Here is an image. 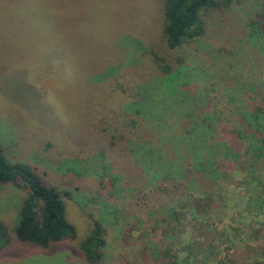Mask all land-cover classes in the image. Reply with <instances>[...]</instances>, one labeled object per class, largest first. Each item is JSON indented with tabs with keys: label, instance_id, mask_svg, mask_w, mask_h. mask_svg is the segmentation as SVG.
Here are the masks:
<instances>
[{
	"label": "rangeland",
	"instance_id": "obj_1",
	"mask_svg": "<svg viewBox=\"0 0 264 264\" xmlns=\"http://www.w3.org/2000/svg\"><path fill=\"white\" fill-rule=\"evenodd\" d=\"M165 2L0 0V147L8 160L30 165L64 195L67 218L77 229L76 238L54 249L19 242L14 228L26 192L0 185V221L11 234L0 264H89L81 243L92 229L90 216L106 222L100 264H142L145 248L148 258L159 247L174 254L201 235L218 246L217 260L210 264H247V246L237 254L236 244H246V166L222 169L218 181L210 183L206 193L214 208L209 213L194 215L186 208L175 223L169 212L204 192L193 187L175 192L180 196L153 193L148 180L155 172H146L148 177L142 172L144 162L151 161L143 146L160 148L157 160L185 165V144L172 137L184 134L189 117L237 122L241 84L250 77L264 81L263 53L248 48L249 24L264 12V0L230 5L219 0L201 14L206 35L176 50L166 46ZM159 65L172 74L179 71L182 77L175 78L186 83L181 86L186 92L163 96L156 119L143 120L128 103L159 93L148 88L167 77ZM127 139L144 152L127 155ZM106 165L121 177L116 186L104 176ZM168 226L181 232L163 235Z\"/></svg>",
	"mask_w": 264,
	"mask_h": 264
},
{
	"label": "trees",
	"instance_id": "obj_2",
	"mask_svg": "<svg viewBox=\"0 0 264 264\" xmlns=\"http://www.w3.org/2000/svg\"><path fill=\"white\" fill-rule=\"evenodd\" d=\"M221 1L225 5H230L234 0ZM218 3L219 0H166L164 36L167 48L170 50L180 49L186 41H196L206 35L201 14L205 10L215 9ZM249 26H251L252 31L248 35L251 45V48H248L250 51L263 53L262 57L264 58V12L257 14ZM154 57L156 61H162L156 54ZM159 67L166 73L167 77L148 86L152 91L155 87L159 89V93L153 97L155 99L141 97L137 101L128 103L129 111L143 120L156 119L158 101L162 100L163 96L167 98L174 95L175 92H181V86H186L185 82L175 78L180 76L179 71L172 74V70L167 65H159ZM243 82L241 84L243 98L239 101L237 122L227 124L220 120L213 123L208 117L203 120H199L198 117H189L191 122L184 134H176L175 137H172L178 141L180 146L185 144L184 150L188 155L184 157L185 165L170 164L162 157L157 160L155 157L158 151L161 153L160 148L152 149V146H143L145 152L147 151V158L151 161L145 159L147 162H144L142 172L147 174L146 177L150 171L155 172L153 177L148 180V184L152 185L150 190L153 193L159 194V196L161 194L170 195L171 197L183 188L187 191L193 187H199L204 192V197L189 196V201L180 211L169 212L175 223H180L178 214L186 208L190 212H194V215L196 213L199 215L209 213L214 208L212 197L206 193L211 189L210 183L218 181L221 177L220 171L231 168L235 163H243L249 178L251 177L254 181L258 180L259 183L263 184L264 81L262 83L255 82L250 77ZM145 89L147 88L145 87ZM182 91L186 92L185 90ZM115 138L113 137L111 140L112 148L117 145ZM127 140V143L120 141L126 144L124 152L127 155L137 156L141 151L144 152L136 147L131 139ZM103 154L105 155V152ZM99 156H102L101 152L96 155V157ZM106 166L103 167L104 176H108L109 182L116 186L121 177L114 173L110 174L113 172V167ZM0 185H11L22 192H26L20 216L14 228L15 238L19 242L42 249H54L63 241L76 238L77 229L67 218V205L64 195L55 187L46 185L30 165L8 160L1 147ZM163 207L165 208V215L169 216L166 211L170 209L167 205H163ZM114 211L119 213L116 207H114ZM110 214L106 215L110 216ZM90 218L92 229L88 237L81 243V249L89 264H100L104 260L102 248L106 245V222L105 218L102 217L96 219L94 216H90ZM176 229V227L170 229L168 226L163 235L171 232L172 237H175L181 232L180 229H177L176 232ZM208 231L214 232V230ZM10 240L9 230L0 221V252L10 244ZM217 249L218 246L215 241L209 239L208 235H201L199 241L195 240L186 244L184 251L187 252V256L182 255L184 251H176L172 254V249L163 250L162 247H159L153 248V252L150 254L151 258H148L149 252L145 248L142 251V264H200L201 260H204L202 264H210L211 260L216 259ZM193 255H195L196 260L192 259ZM167 258H170V261Z\"/></svg>",
	"mask_w": 264,
	"mask_h": 264
},
{
	"label": "crops",
	"instance_id": "obj_3",
	"mask_svg": "<svg viewBox=\"0 0 264 264\" xmlns=\"http://www.w3.org/2000/svg\"><path fill=\"white\" fill-rule=\"evenodd\" d=\"M246 203L243 205L246 210L242 217H246L247 226L245 230L246 244L237 242V254L240 247L247 246V264H264V174L263 184L258 180L249 178L247 174ZM242 206V203L241 205ZM244 233V232H243ZM242 233V234H243ZM239 264H245L239 262Z\"/></svg>",
	"mask_w": 264,
	"mask_h": 264
}]
</instances>
